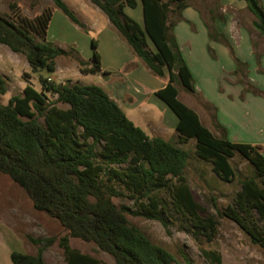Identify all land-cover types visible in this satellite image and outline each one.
Here are the masks:
<instances>
[{
  "label": "trees",
  "instance_id": "16d2710c",
  "mask_svg": "<svg viewBox=\"0 0 264 264\" xmlns=\"http://www.w3.org/2000/svg\"><path fill=\"white\" fill-rule=\"evenodd\" d=\"M52 1L72 22L84 27L62 0ZM89 1L108 17L153 76L165 79L168 72L166 86L155 96L178 120L177 143L184 145L194 140L195 156L211 164L213 173L224 182L236 178L232 164L235 157L248 164L251 176L240 181L232 204L218 209L217 214L235 223L264 253L263 149L231 142L226 129L217 122L220 136H215L179 98V88L196 92L193 74L174 33L192 0H140L143 26L125 12L126 8L136 9L137 0ZM240 1L246 3L255 17L254 28L264 36L262 0ZM173 15L176 21L171 20ZM52 18V9L33 20L18 17L13 21L0 15V44L13 53L23 54L34 74L43 70L55 74L57 59L66 55L47 40ZM207 28L210 41L229 49L236 64L233 73L238 76L247 64L236 57L226 36L215 28ZM92 49L90 62L80 63L83 74L102 73L96 40L92 41ZM48 78L40 77L41 92L28 85L22 95L12 97L7 105L0 101V173L27 194L37 211L47 213L66 229L68 236L59 245L67 264H101L72 249L69 237L95 244L112 256L116 264H178L169 251L152 243L127 218L131 213L162 220L161 214L167 207L159 197L162 190L169 192L171 209L184 217L196 234L206 237L208 243L213 242L218 222L214 216H200L201 208L184 177L187 152L161 137L148 136L102 88L71 81L55 83ZM7 92L8 84L0 74V96ZM254 92L264 96L262 91ZM48 94L56 96V100H49ZM115 184L131 194L136 211L125 206L119 209L112 202L113 197L122 196ZM211 201L217 206L215 198ZM29 239L34 245L55 241ZM205 255L211 264H222L216 252ZM10 259L13 264H47L43 248L36 255L13 251Z\"/></svg>",
  "mask_w": 264,
  "mask_h": 264
},
{
  "label": "rangeland",
  "instance_id": "374dc122",
  "mask_svg": "<svg viewBox=\"0 0 264 264\" xmlns=\"http://www.w3.org/2000/svg\"><path fill=\"white\" fill-rule=\"evenodd\" d=\"M62 1L84 27L72 22L52 0H0V15L13 21H17L18 17L33 20L52 9L53 18L47 40L66 52V55L57 59L55 74H49L45 70L34 74L23 54L13 53L0 44V74L8 84V92L0 96L1 103L7 105L12 97L22 95L28 85L41 92L40 77H52L55 83L79 82L98 86L107 93L115 92L118 94L119 106L134 125L148 136L161 137L188 153L184 177L191 195L201 208L200 216H214L218 226L213 242L208 243L206 237L196 234L186 219L171 209V198L166 190L159 192V197L167 205L165 213L161 214L162 220H151L128 213L129 222L139 228L152 243L169 251L178 264H211L205 252L219 254L222 264H264L263 251L235 223L217 214L218 209L232 204L240 189V181L251 176L248 164L235 157L232 164L237 171L236 178L232 182H224L213 173L211 164L195 156L194 140L179 145L174 126L176 116L159 99L154 98L162 107L149 96L152 86L147 79L157 82L166 79L153 76L140 59H132V50L125 54L120 51L119 44L121 46L126 42L112 27L108 17L89 0V3L85 0ZM189 4L199 13L206 28H215L219 34L228 38L224 32L235 27L233 35L237 45L242 46L240 50L234 48L235 55L247 67L238 76L228 71L221 76L223 69L230 68L228 65H235L236 70L229 49L220 42L210 41V38V42L219 45L217 51L210 42L204 44L200 24L191 23L184 18L182 22L187 25L185 29H180L184 35L181 36L184 41L182 49L190 61L195 89L199 93L179 88L180 100L199 115L202 124L215 136H220V131L216 128L218 123L226 129L231 142L264 145V96L254 92L259 90L264 93V36L253 26L255 17L247 8L239 10L228 0H192ZM139 13H142L141 7L137 10L130 9V14L135 17ZM171 20L176 21V15ZM195 27L199 33L193 40L189 34L196 33ZM238 30L242 32L239 34ZM244 39L247 40L245 43L250 40V50L244 45ZM35 40L38 42L39 38ZM93 40L98 42V47L100 45L109 72L95 75L81 72L80 63L90 62L93 56ZM126 46L129 48L127 44ZM150 48L154 51L151 44ZM191 51L193 54L190 57ZM166 74L168 77L167 71ZM128 75L131 76L127 79L129 84L126 83ZM248 84L251 86L249 91ZM125 88L137 89L139 97L147 98L142 100V104L128 108L127 103L131 101V97L125 94ZM48 97L49 100H56L54 95L48 94ZM59 107L67 108L62 104ZM40 121L43 122V119ZM115 188L122 196L113 197L112 202L119 209L125 206L136 211L131 194L120 185L115 184ZM212 198H215L217 206L212 204ZM66 236L68 232L59 221L45 212L37 211L27 194L8 176L0 173V264H13L9 251L36 255L40 248H43V258L47 264H67L64 251L59 245L60 240ZM29 238L55 241L48 245H34ZM69 244L72 249L97 259L101 264H116L112 256L102 252L93 243L69 237Z\"/></svg>",
  "mask_w": 264,
  "mask_h": 264
},
{
  "label": "crops",
  "instance_id": "0c3cea01",
  "mask_svg": "<svg viewBox=\"0 0 264 264\" xmlns=\"http://www.w3.org/2000/svg\"><path fill=\"white\" fill-rule=\"evenodd\" d=\"M225 1V0H224ZM232 5H234V7H237L239 10H242V9H246V3L245 2H243V1H240V0H228ZM85 2L86 3H89V2H87V0H85ZM137 2H138V7L136 8V10L137 9H139L140 7H141V10H142V6H141V2H140V0H137ZM92 5V4H91ZM262 5H263V7H264V0H262ZM125 12H126V14L127 15H129L131 18H133L138 24H140V25H142L143 24V14L142 13H139L138 14V16L137 17H135V16H133V15H131L130 14V8H126L125 9ZM183 16H184V18L185 19H187L188 21H190L191 23H198V24H200V28H202V35H203V40H204V44H208L207 42H210L209 41V37H208V29L206 28V26L204 25V22H203V20H202V18L200 17V15H199V13L196 11V10H194L193 8H191V7H189V8H187L184 12H183ZM52 22V21H51ZM51 24V23H50ZM185 25H187L186 23H179L178 25H177V27L175 28V31H174V33H175V36H176V38H177V40H178V43H179V46H180V49H181V51H182V53H183V56H184V58H185V60H186V62H187V64H188V66H189V68H190V70H191V72H192V74H193V71H192V69H191V67H190V61L188 60V58H187V56H186V54H185V52H184V50L182 49V47H183V42L184 41H182L183 39H182V35H183V32H181L180 31V29H185L184 27H185ZM197 27H195L194 28V31L196 32V33H193V32H191V34H189L192 38H193V40H195L196 39V37H195V35L196 34H198L199 32L197 31ZM235 29V27L233 28V30H231V31H228V32H224L226 35H228V38L230 39V41H231V43H232V45L234 46V48L237 50H240L241 49V44L240 45H237V42H236V40H235V37H234V35L233 34H235V32L234 31H236V30H234ZM221 30V29H220ZM184 31H186V30H184ZM240 32H242L241 30H238V33L240 34ZM185 33V32H184ZM184 36V35H183ZM190 36H188V38L190 37ZM190 37V38H191ZM245 37V36H244ZM208 39V40H207ZM247 40L246 39H244V41H243V43H244V45L246 44L247 45V48H248V50H250V48H251V45H250V40H248V44L247 43H245ZM242 43V44H243ZM211 46H212V48H214V50L215 51H217V49L219 48V45H217V44H215V43H212V42H210L209 43ZM209 45V46H210ZM119 47H121L120 49V51H122L124 54L128 51L129 53H130V51H131V49L130 48H127V46H126V44H121V46H120V44H119ZM98 50H99V53H100V55H101V62H102V73H104V72H109V67L106 65V62H105V58H104V55H103V53L101 52V50H100V45H99V47H98ZM192 54H193V51H191L190 52V57L192 56ZM130 57L133 59L135 56H134V54L132 53V51H131V54H130ZM263 61V60H262ZM85 62H88V61H85ZM230 68H228V69H223V71H222V74H221V76H224V72H226V71H228V72H234L235 71V65H228ZM101 74V73H100ZM193 76H194V74H193ZM220 76V77H221ZM130 75H128L127 77H126V83H128L129 84V80H127V79H130ZM166 80H163V81H159V82H157L156 80H151V79H147V82L152 86V89H151V91H150V93H149V96H151L150 97V99L152 98V99H154V98H157L156 96H155V93L158 91V90H160V89H163L165 86H166V84H167V81H168V77H166L165 78ZM125 92V94H129L130 95V97H131V101L129 102V103H127V107L128 108H134V107H136L138 104H142L143 102H142V100H144V99H146L147 97L146 96H143L142 98L141 97H139V91L137 90V89H134V90H128V89H126L125 88V90H124ZM111 93H108L109 94V96L112 98V99H114L117 103H118V94H116L115 92H113V91H110ZM196 92L197 93H199L198 92V90L196 89ZM148 96V97H149ZM116 98V99H115ZM158 99V98H157ZM154 103H158L155 99H154ZM118 105H119V103H118ZM158 105L160 106V107H162L161 106V104H159L158 103ZM165 105V104H164ZM166 106V105H165ZM177 123H178V120L176 121V123H175V127H176V125H177ZM229 139V138H228ZM235 143V142H234ZM252 145V144H251ZM254 145V144H253ZM254 146H259V147H264V145L263 144H257V145H254ZM263 152H264V148H263ZM11 253H12V251H9V255H11Z\"/></svg>",
  "mask_w": 264,
  "mask_h": 264
},
{
  "label": "built area",
  "instance_id": "2783aa9c",
  "mask_svg": "<svg viewBox=\"0 0 264 264\" xmlns=\"http://www.w3.org/2000/svg\"><path fill=\"white\" fill-rule=\"evenodd\" d=\"M48 81L53 82L54 80H53L52 77H49V78H48Z\"/></svg>",
  "mask_w": 264,
  "mask_h": 264
}]
</instances>
